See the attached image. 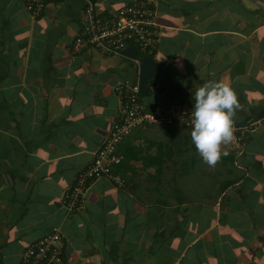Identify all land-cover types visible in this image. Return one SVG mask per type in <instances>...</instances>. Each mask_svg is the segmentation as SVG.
I'll use <instances>...</instances> for the list:
<instances>
[{
  "label": "crops",
  "instance_id": "0c3cea01",
  "mask_svg": "<svg viewBox=\"0 0 264 264\" xmlns=\"http://www.w3.org/2000/svg\"><path fill=\"white\" fill-rule=\"evenodd\" d=\"M135 1L52 0L34 17L27 0H0V264H21L55 228L64 264H264V119L251 113L264 110V0H147L160 35L148 56L193 99L205 82L234 90V126L255 124L243 154L222 146L209 167L183 118L137 129L117 147L121 186L101 179L82 206L63 203L119 119L116 87L137 85L140 66L120 52L75 54L74 40L87 9ZM161 90L151 84L143 102Z\"/></svg>",
  "mask_w": 264,
  "mask_h": 264
},
{
  "label": "built area",
  "instance_id": "2783aa9c",
  "mask_svg": "<svg viewBox=\"0 0 264 264\" xmlns=\"http://www.w3.org/2000/svg\"><path fill=\"white\" fill-rule=\"evenodd\" d=\"M52 0H27V10L39 17ZM83 27L73 43V52L82 53L87 49H98L110 53H119L133 46L138 51L139 60L154 53L159 45L157 10L155 3L138 0L125 5L109 15H97L89 8L83 15ZM119 98V119L114 123L107 139L96 153L94 162L76 178L73 186L63 197L67 210L72 212L82 206L89 187L98 180L112 179L121 186L122 179L113 172V166L121 163L116 155L118 145L137 129L150 126H170L183 118L184 125L192 129L190 108L184 114L160 97L150 105L142 100L137 85L121 83L116 87ZM254 125L234 126V140L228 144L236 156L243 154L247 136L254 131ZM63 235L57 228L23 254L21 264H64Z\"/></svg>",
  "mask_w": 264,
  "mask_h": 264
},
{
  "label": "clouds",
  "instance_id": "9594fccd",
  "mask_svg": "<svg viewBox=\"0 0 264 264\" xmlns=\"http://www.w3.org/2000/svg\"><path fill=\"white\" fill-rule=\"evenodd\" d=\"M191 111V141L209 167L227 155L222 146L234 140V117L240 105L234 90L223 82H205L196 89Z\"/></svg>",
  "mask_w": 264,
  "mask_h": 264
},
{
  "label": "water",
  "instance_id": "95a60500",
  "mask_svg": "<svg viewBox=\"0 0 264 264\" xmlns=\"http://www.w3.org/2000/svg\"><path fill=\"white\" fill-rule=\"evenodd\" d=\"M92 6L96 4L97 0H86ZM134 48L128 47L124 51H121L120 54L129 57L131 59H137L133 55ZM139 79H138V89L139 94L142 97L148 95V88L151 84L157 83L160 86L168 87L170 85V79L166 73L152 57L147 56L139 60ZM252 115L257 121L264 119V110L263 109H254L251 111Z\"/></svg>",
  "mask_w": 264,
  "mask_h": 264
},
{
  "label": "trees",
  "instance_id": "16d2710c",
  "mask_svg": "<svg viewBox=\"0 0 264 264\" xmlns=\"http://www.w3.org/2000/svg\"><path fill=\"white\" fill-rule=\"evenodd\" d=\"M138 57L139 56H137V58ZM160 87H161V89H162L161 91L163 93L162 97L166 98L170 104L173 101V98H175V96L178 95V96L185 98L186 104L192 105V106H190L191 109H192V107H194L195 101L193 99V95L189 94L184 89H182L178 86H175V85H171V83L168 87H163V86H160ZM141 98L143 99V97H141Z\"/></svg>",
  "mask_w": 264,
  "mask_h": 264
},
{
  "label": "rangeland",
  "instance_id": "374dc122",
  "mask_svg": "<svg viewBox=\"0 0 264 264\" xmlns=\"http://www.w3.org/2000/svg\"><path fill=\"white\" fill-rule=\"evenodd\" d=\"M147 100V99H146Z\"/></svg>",
  "mask_w": 264,
  "mask_h": 264
}]
</instances>
